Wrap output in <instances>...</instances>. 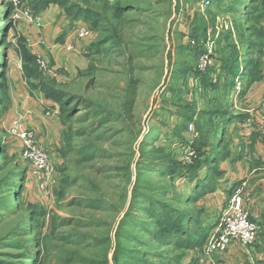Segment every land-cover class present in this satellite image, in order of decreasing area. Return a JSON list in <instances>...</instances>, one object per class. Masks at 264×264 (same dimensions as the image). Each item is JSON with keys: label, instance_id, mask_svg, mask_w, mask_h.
<instances>
[{"label": "rangeland", "instance_id": "rangeland-1", "mask_svg": "<svg viewBox=\"0 0 264 264\" xmlns=\"http://www.w3.org/2000/svg\"><path fill=\"white\" fill-rule=\"evenodd\" d=\"M36 1L24 0L19 7H15L10 0H0V237L8 231L11 233L9 237L19 235V239L26 241L30 254L25 257V264H63L65 245L67 252H64L73 260L69 264H143L142 261H145L144 264H191L193 251L184 255L187 242L182 238V229L187 226L178 217L184 218L180 215L184 196L192 189L188 179L180 171L173 169L196 162L197 153L192 145L208 123L195 126L196 133H191L188 127L184 134L179 135L178 132L184 126L175 124L179 120L177 108L167 101L175 96V92L164 88L168 80L169 86L173 81L172 86L176 89L183 85V76L178 74L179 78H175L167 67V51L170 47L175 65L182 70L184 66H192L188 74L194 73L199 56L198 44L203 39V18L199 16L194 22L188 14L193 15L194 10L200 8L202 0H170V3L169 0H89L87 4L91 8L102 11L105 16L115 17L114 22L119 25L117 29L123 46L119 47L108 41L106 45L95 48L94 44L113 35L114 29L106 22L103 23L105 28L97 30L92 28L95 26L94 22L84 23L93 40L91 47L84 50L83 53L86 54L81 53L86 56L87 62H82L84 67L73 72H61L62 68H59L61 71L57 76H51L38 68L39 56L18 32L21 23L32 24L36 21H32L30 17L35 19L41 14L34 11ZM78 1L84 4L83 0ZM257 6L258 9L261 7L259 2L253 3L255 12L258 11ZM118 7L122 9L119 10ZM180 7V14L177 15ZM206 7L203 11L206 15L204 19L209 24L206 40L208 45L211 42L208 38L215 39L214 35L217 39L222 36L220 45L226 46L227 39L222 34L224 30L233 34L237 31L242 33L239 25H257V21L253 19L228 11L225 3L213 0ZM23 11H27V15ZM214 15L216 32L210 26ZM79 22L72 24L71 31L77 29ZM173 29L170 33L171 41L169 30ZM184 29L186 33L182 34ZM69 30L68 27L66 32ZM215 43L213 57L221 70L222 61L218 54L215 56L219 46L216 41ZM26 52L34 54L35 66L40 75L58 82L61 86L59 89L76 95L77 101L81 99L80 106L73 110L71 120L64 121L58 145L57 142L54 143L52 126L47 128L48 141L52 140L53 143L47 142L50 149L45 151L55 169L52 192L49 195L41 187L44 182L36 184L31 180L27 163L21 157V144L12 133L13 121L18 116L25 115L14 114L19 91L24 88L34 95V91L38 90L33 87L38 80L30 77L29 69L24 68L25 65L34 66L32 62H25L23 59V53ZM130 72L134 76V100L131 102L132 107H135L131 108L125 118H119V115L108 117L103 128L87 135L95 130L92 126L88 129V124L99 117L94 115L93 118L91 112L85 110L87 101H105L114 109L121 107L123 100H120V95L129 85ZM60 77L63 78L60 80ZM19 79L22 81L19 82ZM243 83L244 81L236 78V87L230 93L231 103H236L233 96L235 91H241ZM223 84L226 89L231 87L228 78L223 79ZM198 85L196 83V87ZM162 90L166 95L162 94ZM219 92L226 91L222 88ZM228 94L219 97L223 104L229 103ZM194 96L199 98L201 108L207 106L204 100L206 96L200 97L198 91H194ZM236 100L238 103L239 99ZM40 105L42 107L37 110L42 115L46 116L48 111H52L50 107ZM58 112L60 113L59 108ZM78 117L80 118L77 119ZM55 119L57 118L54 117ZM44 122L45 119H39L37 127L46 128ZM27 123L29 124L28 120ZM131 125L140 130L135 139ZM37 127L35 126L38 131ZM82 128L85 129V135L77 136V131ZM47 131L44 132L45 135ZM216 133L214 125L206 136V141L210 143L206 151L210 153ZM66 134L72 139L68 145L65 144ZM191 138L194 139L193 142ZM85 141L96 148V157L92 160H83L77 154L78 145ZM196 169L200 171L199 175L207 173V169L202 167ZM102 182L105 184L107 207L104 210H88L68 204L70 197L89 193L90 186L101 189ZM176 200L180 210L176 212L178 216L175 219L172 216L175 215L172 206L176 204ZM32 209L36 212L32 213ZM32 214L35 218H32ZM70 219L72 224H66ZM217 229L218 226L213 225L210 235ZM69 232L80 233L77 246L65 244L62 239ZM242 248L250 264H255V246ZM118 250L122 254L118 253L115 260ZM5 251L14 253L13 261L20 260L16 258L19 250L6 248Z\"/></svg>", "mask_w": 264, "mask_h": 264}, {"label": "trees", "instance_id": "trees-1", "mask_svg": "<svg viewBox=\"0 0 264 264\" xmlns=\"http://www.w3.org/2000/svg\"><path fill=\"white\" fill-rule=\"evenodd\" d=\"M88 1L89 0H83L84 4H82L78 0H37L34 11L42 13L43 10L48 8L50 5L57 4L72 24H74L75 22L77 23L79 21L88 24V22L92 21L95 25L92 28L94 30H97L105 28L103 23L106 22L107 24H110L113 27L114 34L109 35L102 42L95 43L94 47L100 48L102 45H106L108 41H111L112 44L119 45V47L123 46L122 40L119 39V30L117 29L119 25L118 23L114 22V20H116L115 17L113 15L105 16L102 11H99L95 8H91L90 5L87 4ZM215 1H217L218 3H225L227 10L230 12H233L235 14H241V17H248V19H253L257 21V25L247 27H241V25H239L240 29L242 30V33H239V31H237L233 34L231 31L224 30V33L222 31L223 36H225L227 39L226 46L220 45V39L222 38V36L217 39V37L213 35V38H215L214 40L219 46L217 52H215V56L218 54V57L222 61V68L220 72H217L216 68L212 66L208 67L204 71L197 70L194 68L193 75L188 74V70L192 66H184L183 70L180 69L178 65H175V60L174 58H172L171 47L167 51V67L169 68V72L172 74V76L174 75L175 78H179L178 74L183 76V85L178 87V89L172 86L173 81L170 83L169 86V80L167 86L164 88L166 90L175 92V96L172 98L170 97L167 101H169L173 106L177 108L176 114L179 117V120L175 124L179 126H184L183 129L178 132L179 135H182L184 131H187L191 122H193L195 126L207 125L208 123L207 128L199 132V136L195 139V142L192 145L193 147H195L194 150L197 153L195 160L196 162L198 161V163L195 162L189 165H183L178 169H173L180 171V173L183 174V176H185L192 183L194 181H197L193 189L184 196V206L182 208L183 211L182 214L179 213L184 218L178 217V219L180 218V221L182 220L184 223H186L187 226L185 229H182V238L187 242L185 244L184 255L190 254V250L193 251L191 264L193 262L199 263L198 255L204 250L203 246L205 242H207V239L210 236V232L212 231V227L214 225L213 223L204 219V216H206L208 213H206V209L204 207L199 206L198 200L201 199V197L206 195L207 193L214 192L217 189V184L221 176L219 161L222 157L220 154L223 152V133L226 131L228 127L227 125L232 118L242 116L240 114L235 113L233 101L231 103L232 95L230 93H232V90L236 87V78H239L241 82L244 81V86L242 87L241 91H239V94H243L245 90V83H247V81L249 80H253V73H255L258 66L253 55L255 54V52H258L261 49L264 43V30L262 26V18L264 17V0H230L228 2L226 0ZM168 2L170 3V0ZM256 2H259L261 7L258 9L257 6L256 9H258V11L255 12V10L253 9V3ZM181 8L182 7H180L179 11L177 12V15L180 14ZM118 9L120 10L122 8L118 7ZM204 12L205 11H203L202 8H196L193 12V15L191 13L188 14L189 16H192L191 19L194 20V22L197 21L199 16L203 18L204 32L203 39L200 40L198 44V55H200L207 49L206 40L208 37L207 32L209 29V24L204 19V16L206 17ZM118 13L121 14L120 12ZM235 21L238 20L236 19ZM215 22L216 16L214 15L212 18V25H210L213 28V32H216L217 28ZM242 28H244V30ZM172 31H174V29L169 30V34ZM181 33L185 34L184 31H182ZM170 37L172 41L171 34ZM182 44H184L183 40ZM23 59L26 60L25 62L30 61L34 64V66L29 65L30 67L25 65L24 68L29 69L28 75L30 77L38 80L37 83H34L35 85H33V87L38 89L37 91L43 93L46 98L54 102L53 107L50 108L52 110L57 111L55 115L60 119L63 126L64 121L69 119L71 120L74 114L73 110H77V108L80 106L79 101L81 102V99L77 101L78 97L76 95L65 93V91L60 90L59 87L61 86L58 82L53 79L47 78L45 75H40L38 71L39 66L38 68L35 66L36 59L34 57V54L32 55L30 52L23 53ZM2 69H5V67H2ZM212 73L218 74L216 75V77H212ZM227 78L231 82V87H233L232 89H230V86H228L226 89L225 85L223 84V79ZM133 79V73L130 72L128 75L129 85L125 89H123V92L120 95V100H123L121 107L114 109L105 101H101L102 103H96L90 100L87 101V107L85 110L91 112L90 114L93 115V118L95 116H99L88 124V129H91L92 126V128L95 130H92V132H88L87 135H91L96 130H100L101 128H103V126L108 120V117L119 115V118H125L128 116L131 108L135 107H132L131 102L134 100L135 89V87L132 85ZM196 83L199 84L198 87H196ZM222 88L226 91L225 93L219 92L222 90ZM194 91H198L200 93V97H207L206 99H204L207 104L206 107L201 108L199 106V98H196L194 96ZM162 94L166 95L163 90ZM227 94L230 98L229 103L227 102V104H223L220 101L221 99L219 97L225 96ZM58 108L60 110V113L58 112ZM80 117H78L77 119H79ZM214 125L217 129V133L215 134V138L212 143L214 147L212 148V151L210 153L206 151V147L210 146V143L206 141V136L208 132L213 129ZM134 129L135 128L131 125V130L134 132L135 139L139 136L140 130ZM76 135L84 136L85 129L82 128L81 130H78ZM60 136L62 137V132ZM71 140L72 139L66 134L65 144H70ZM77 152V154L81 156L83 160L84 158H91L92 160L93 157H96L97 151L93 145L90 146L88 142L85 141L78 145ZM201 167L202 169H207V173L203 177L201 176L202 174L199 175L200 171H197L196 169ZM26 168L28 171V165H26ZM170 170L172 169H168V171ZM129 176L130 174L127 175V177ZM96 184L99 185L98 180H96ZM104 187L105 184L103 182L101 189L95 186H90L89 193L82 194L80 196L70 197L68 204L70 206H82L88 210H104L105 208H107L105 206L106 194L104 192ZM233 189L234 187L230 189L228 197H230V195L232 194ZM172 208L175 214L172 216H174V218L176 219V216H178L176 212H179L180 210V208L177 206V200L176 204L172 206ZM31 212L35 213L36 211L32 209ZM32 218H35L33 214ZM71 220L72 219L68 220L66 224H72L70 223L72 222ZM251 220L257 221L254 217H251ZM260 233L261 230L259 232V235ZM10 234L11 233L7 231L2 234V237H0V264H25V257L29 256L30 253L28 251L30 250V247H28L26 241L18 238L19 235H13L9 237ZM79 236L80 233L69 232L67 235L63 236L62 239L65 241V244L77 246L79 242ZM257 241L252 244V246H255L256 249H258ZM66 246L67 245L64 246L63 250V264H69L73 262V260L69 258L65 253L67 252V250L65 249ZM6 248L19 250V256L16 258H20V260L13 261L12 258H15L14 253L5 251ZM118 253L122 254L121 251L118 250L115 253V260ZM156 258H160V256H156ZM131 259L134 260L133 257H131ZM142 263L144 264L145 261H142ZM136 264L139 263L137 262Z\"/></svg>", "mask_w": 264, "mask_h": 264}, {"label": "crops", "instance_id": "crops-1", "mask_svg": "<svg viewBox=\"0 0 264 264\" xmlns=\"http://www.w3.org/2000/svg\"><path fill=\"white\" fill-rule=\"evenodd\" d=\"M40 16L42 18L40 24L25 22L21 23L18 28V32L27 39L32 51H35L36 55L48 61L51 65L62 67V72L64 70L73 72L77 68L80 70L81 67H84L87 59L81 53L88 46L91 47L92 37L90 35L77 37L75 31H71V21L57 4L50 5L43 10ZM79 24L84 27L87 26L82 22H79ZM262 26L264 30V17ZM68 27L70 30L66 32ZM183 31L185 32V29ZM68 44L73 45L72 50L65 48ZM83 54H86V52ZM253 57L258 64L255 73H253V80L245 83L243 94L235 91L233 96L236 101L234 104L235 113L242 116L232 118L223 133V152L220 154L222 157L219 161L221 176L217 189L202 196L198 200V204L204 207L206 213H208L204 216V219L218 226L223 209L228 204L230 189L234 187L233 191H240L245 197L246 207L261 226V233L257 241L258 249L255 251V262L256 264H264V139L260 133L261 104L264 102V43ZM82 62H84L83 65H81ZM217 74L212 73V77H216ZM18 95L19 99L15 102L16 113L14 114L16 116L25 114L26 120L33 128L37 127V124L39 125V119L42 121L45 119L48 123L44 122L46 128L40 127L39 129L37 127L42 148L46 150L49 148L46 143H53L52 140L48 141L47 128L49 129L50 125L52 126V134L55 136L54 143L57 142L58 145L61 138L59 133L62 127L60 119L55 113L51 115L52 117H47L49 111L44 116L37 110V108L42 107L40 104H43L44 107H53L54 102L46 98L41 92L34 91V95H37L34 96L24 88L19 91ZM237 98L239 99L238 103ZM28 113L34 114L32 116ZM54 117L57 119L54 120ZM38 131L36 130L37 135L39 134ZM45 131H47V135H45ZM201 176H204L203 172ZM31 180L35 181L36 184L39 183L33 177H31ZM195 182L189 181L191 189H193ZM247 252L249 251L247 250ZM214 258L216 264H250L245 250L236 243L229 245L222 253L215 255ZM207 260L204 248L198 255V262L205 264Z\"/></svg>", "mask_w": 264, "mask_h": 264}, {"label": "built area", "instance_id": "built-area-1", "mask_svg": "<svg viewBox=\"0 0 264 264\" xmlns=\"http://www.w3.org/2000/svg\"><path fill=\"white\" fill-rule=\"evenodd\" d=\"M23 1L10 0L15 7H19ZM210 4L211 0H202L200 8L204 10ZM23 13L27 15V11H23ZM30 19L36 21L35 23L37 24H40L42 21L40 15L35 19L32 17ZM74 31L77 37L90 35L89 29L82 25H79ZM209 41H211L210 45L206 44L207 49L199 55L195 69L204 71L208 67L213 66L217 72H220L219 64L213 57V51L216 48L215 40L209 39ZM65 48L72 50L73 45L68 44ZM37 61L40 69L47 71L51 76H57L58 72L61 71L59 68L62 67L52 66L48 61L40 57ZM261 108L262 121L260 133L264 139V102L261 104ZM56 112L55 110L49 111L48 115H53ZM194 127L195 124L191 122L189 125L191 133H196ZM12 133L21 142V157L27 163L26 165H28V174L39 182H44L41 184V187L49 195L50 191L52 192L55 169L49 154L40 144L36 129L27 123L24 115H20L12 123ZM193 140L191 138V142ZM251 217V212L245 204L244 195L240 191L234 192L229 198L227 206L223 209L217 231L211 234L207 240L205 255L208 260L206 264H216L214 256L222 253L232 243L248 249V247L257 241L261 228L257 221L251 220Z\"/></svg>", "mask_w": 264, "mask_h": 264}]
</instances>
